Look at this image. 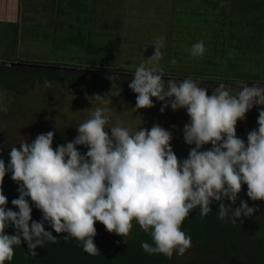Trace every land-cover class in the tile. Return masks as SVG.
Instances as JSON below:
<instances>
[{
    "label": "clouds",
    "instance_id": "1",
    "mask_svg": "<svg viewBox=\"0 0 264 264\" xmlns=\"http://www.w3.org/2000/svg\"><path fill=\"white\" fill-rule=\"evenodd\" d=\"M164 40L161 36L152 44L154 53L147 65L142 62L135 69L128 87L136 94L135 110L154 107L152 98L163 102L161 113L168 107L186 110L189 120L182 138L194 145L187 157H177L170 143L172 133L159 124L135 131L112 125L111 102L96 95L104 106L77 125L71 141L53 148L55 133L48 131L31 143L24 140L19 148L12 146L7 165L0 158V264L12 261L14 248L22 243L27 244L28 255L36 256L37 247L46 241L57 243L62 233L65 241L69 237L79 241L89 255H100L94 243L97 221L123 238L131 234L135 221L151 237V243H141L142 249L171 259L192 246L181 225L193 210L199 208L204 217L217 202L219 219L235 224L256 210L243 199L233 207L243 185L249 199L264 200V108L246 141L236 134L238 121L245 120L254 106H264V85L242 83L232 94L229 86L219 83L209 95L198 80L165 81L159 64ZM205 51L204 42L198 41L190 54L203 56ZM44 86L51 84L45 81ZM0 111L7 112L8 106L0 102ZM77 146L87 151L82 153ZM9 172L18 185L19 195L11 201L18 211L7 207L3 194ZM225 198L230 203H224ZM32 205L41 212L39 221L32 219ZM45 223L57 235L46 230ZM9 225L14 234L6 232Z\"/></svg>",
    "mask_w": 264,
    "mask_h": 264
},
{
    "label": "rangeland",
    "instance_id": "2",
    "mask_svg": "<svg viewBox=\"0 0 264 264\" xmlns=\"http://www.w3.org/2000/svg\"><path fill=\"white\" fill-rule=\"evenodd\" d=\"M94 6L96 13H93V10L88 12ZM227 8H220L214 4L210 8L213 13L205 15L204 7L201 8V1L197 2L196 0H122V2L121 0H66L65 4L61 8L59 7L56 12L55 19L57 18L58 25L47 26L42 24L32 29L23 28L22 31H18V34L16 33L17 37L14 40L12 36H15L17 27L12 30L6 28L5 24H1L0 59L8 58L7 56L11 53H16L19 57L27 60L35 57L48 60L50 57L47 55L51 53L53 58L71 60L72 62L69 64L82 59H94L96 61L106 55L103 47L108 46L109 49L116 50L115 54H111L118 60L113 65L122 64L133 71L138 66L130 65V63L136 64L135 61H139V65L142 62L147 65L146 50H154L152 44L161 37L158 33L162 32L161 35L165 38L162 50L165 51L166 60L164 64L161 59L159 64L164 70L170 69L168 71L172 72L170 74L201 81L200 86L205 87L209 95L215 87L219 86V83L229 86L228 90L235 94L240 90V84L253 82V80H247L246 76H242L260 73V69L264 67V46H261L263 50H260L256 57L260 61L258 70L253 66H248L247 69L241 71L242 73L237 72L239 76H232L230 74L232 70L226 72L229 68H223L225 56L232 57L236 51H239L240 42L237 36L241 35L237 28L235 33L228 30L229 27L235 28L234 25L228 24L230 23L228 20L224 23L220 22L217 12L222 10L224 13H221L224 16L228 15L232 10ZM262 11L264 12V2ZM195 12L201 14L202 21L198 19V13ZM234 14L232 15L235 16ZM246 14L248 17H252L258 15V12L254 13L253 9ZM204 15L205 20H203ZM88 18H90L89 23L93 28L91 30L83 27V23H86ZM106 18L109 19L110 24L104 29ZM181 19H184L185 22L183 23ZM61 22L66 24L75 22L77 28L74 30L73 27L68 28L69 25H67L64 29ZM175 24L177 27L171 29V26L173 28ZM27 29H30V33L27 32ZM217 30L223 34L222 38H224L221 44L222 53L218 54L219 62L208 63L209 71L207 74L195 73L203 57L213 58V56L211 51L206 50L203 56L193 57L190 54L192 45L198 41H203L204 45L209 42L212 43V39L220 36L219 33L217 34ZM213 31L216 32L213 33ZM83 34L84 38H82ZM138 43L140 44L138 45ZM87 44H91L89 47L94 46L91 52L86 50ZM209 47L211 48V45ZM123 54H125L124 57ZM173 59L177 63H171ZM72 67L76 68V66ZM60 69L62 70V68ZM167 74L162 77L165 81L169 79L182 81L185 79L170 77V74ZM259 75L260 77H257V81L253 83L264 85V73ZM114 78L118 81L123 80L121 75H116ZM45 81L48 80L42 79L34 83L25 81L14 88H7L0 84V102L8 106L7 112L0 111V146L12 147L15 145L19 148L21 142L26 140L31 143L38 134L47 129L77 128L79 123L90 118V113L96 107L104 106L101 100H97L96 95L103 96V101L111 102L112 125L120 123L122 126L135 131L139 126L150 129L153 124H159L172 133L173 138L170 143L174 145L180 142L184 143L182 138L183 125L189 120L185 109L173 111L168 107L161 113L159 109L163 102L152 98L154 107L135 110L136 98H125L121 92L119 95H115L120 91L114 88L115 85L108 89H100L98 82L95 81L97 88L93 92L89 94L84 91L78 94L75 88H66L58 79L48 81L51 84L50 87L44 86ZM121 85L123 84L121 83ZM248 86L252 85L248 84ZM260 108H264V106H254L248 111L245 120L238 121L236 131L247 134L257 128ZM173 125L175 127H172ZM189 146L194 147V145ZM242 188L247 189V186L243 185Z\"/></svg>",
    "mask_w": 264,
    "mask_h": 264
},
{
    "label": "trees",
    "instance_id": "3",
    "mask_svg": "<svg viewBox=\"0 0 264 264\" xmlns=\"http://www.w3.org/2000/svg\"><path fill=\"white\" fill-rule=\"evenodd\" d=\"M196 1H201V8L204 7L203 11L205 12V15L213 13L210 8L214 4H217L220 8L228 7V10H232L225 16L221 13L223 12L222 10L221 12H217L221 23L228 20L230 22L228 23L229 25L235 26L233 29L229 27L228 30L235 33L237 28L241 33L240 36H237V39L240 42L239 51H236V53H234L235 55L232 57L225 56L226 58L224 59L223 68H229L226 72L232 70L230 73L232 76H239L238 73H242L241 71L247 69L248 66H253L258 70L260 61L257 60L256 57L260 50H263L261 46H264V12L262 11L264 0ZM253 9L254 13L258 12V15L248 17L246 13ZM190 13L192 12L190 11ZM195 13L197 14L198 12ZM233 13H235L234 15L236 17L232 15ZM205 15L203 16V20L206 19ZM198 16V19L202 21L201 14L198 13ZM181 21H183V23L185 22L184 19H181ZM217 23L219 22L217 21ZM109 24L110 21L106 18L104 29L108 27ZM176 27L177 25L175 24L173 28L171 26V29ZM215 32L216 31H213V33ZM161 33L162 32H159L158 34L162 36ZM218 33L219 31L217 30V34ZM219 35V37L212 39V43L209 42L208 44H205V49L212 52L211 55L213 58L203 57V60L202 62L200 61L199 68H197L195 73L207 74L209 71L207 64L219 62L220 57L218 54L222 53L223 47H221V44L224 39L222 38V33H219ZM256 40L257 42H255ZM139 44L140 43H138V45ZM89 45L91 44H87L86 50L91 52L94 46L92 45L89 47ZM209 45H211V48ZM103 50L104 53L106 52V55L96 61H94V59H82L76 63L69 64V62L72 61L67 59L65 62L63 60H58L56 62L50 61L51 63H49L61 66L67 65L70 67L48 66L39 63L27 66L23 63L12 65L0 64V84L7 88H14L25 81L34 83L42 79L48 81L58 79L60 83L66 86V88H75L78 94H81L84 91L90 94L95 88H97L95 87V81H97L100 89H108L112 85H115L114 88L119 89L125 98H136V94L128 87V84L134 76V74L129 73H133L137 67L131 71L132 69H128L122 64L113 65L118 61L117 58L115 59L111 55L115 54L116 50H111L108 46L103 47ZM161 51L163 54L162 61H164L165 64V51L164 49H161ZM153 53L154 50H146L145 56L150 57ZM124 56L125 54H123V57ZM167 62H169V60H167ZM135 63L137 65L132 63H130V65L139 66V61H135ZM72 66H76L77 68H73ZM234 67L239 68L235 69ZM60 68H62V70ZM169 70L170 69H168V71ZM164 71L165 74L168 73L167 75L172 73L171 71ZM261 73H264V67L260 69V73L251 76L244 75L242 77L246 76L247 80H253L254 82L257 81V77H260L259 74ZM116 75H121L123 80L118 81L115 79L114 76ZM170 76H175V78H185L184 76L176 74H170ZM253 82L251 83L253 84ZM121 83L123 85H121ZM251 83L248 84L252 85ZM48 131H54L55 133L52 145L53 148L57 145L71 141L77 135L76 128L70 127L47 129L42 133ZM236 134L246 141V133L236 131ZM171 146L177 157L181 160L187 157L190 148H192L182 142L176 145L171 143ZM77 147L82 153L87 151L84 146ZM210 147L211 145L204 146V148ZM10 151V146H0V158L5 161L6 165L9 161L8 153ZM2 187L3 194L8 198L7 207L18 211V209L11 204L12 199L17 198L19 193L16 190L18 185L11 179L10 172L5 175ZM246 193L247 189L242 188L233 207H238L240 200L243 199L250 207H254L256 210L252 216L238 218L235 224H233L229 218H226L225 220L219 219V205L217 202L210 205L212 211L204 217L199 215V208L193 210L181 225V230L191 236L192 244L182 256L174 253L172 258L169 259L163 254L150 255L146 253L142 249L141 243H151V237L144 233L135 221H133L131 234L125 238L118 236L115 233H109L106 231L104 225L97 221L95 223L97 235L94 237V243L99 249L100 255H89L83 250L79 241L71 237L65 241L64 236L66 234L62 233L57 236V243L46 241L42 248L37 247L35 249L37 253L36 256L28 255L27 244L22 243L21 246L14 248L13 260L5 261V264H264V200L252 201L248 198ZM29 202L31 204V201ZM224 203L228 204L230 201L225 198ZM32 209V219L39 221L41 219V212L36 209L34 205H32ZM231 215L232 213L230 210L229 217H231ZM44 226L46 230L52 231L53 235H57L55 231L51 229L50 225L45 223ZM6 232L10 235L14 234L13 227L9 225ZM124 240L126 241V244L124 243Z\"/></svg>",
    "mask_w": 264,
    "mask_h": 264
},
{
    "label": "crops",
    "instance_id": "4",
    "mask_svg": "<svg viewBox=\"0 0 264 264\" xmlns=\"http://www.w3.org/2000/svg\"><path fill=\"white\" fill-rule=\"evenodd\" d=\"M66 0H0V26L1 24H5L6 28H11L12 30L17 27V32L15 30V36L17 37L18 31H22L23 28L29 27V28H35L37 26H41L42 24L47 26H54L55 24H59L56 17L57 9L65 4ZM70 1V0H69ZM122 2V1H121ZM84 8H86L84 6ZM95 6L93 9H89L88 12L93 10V13H96ZM123 11V10H121ZM87 13V11H85ZM135 18V17H134ZM90 18H88L86 23H83V27H87L93 29L90 25ZM61 25L65 26L69 25L68 28H77L76 23H69L66 24L65 22H61ZM2 27V26H1ZM80 27L82 28L81 24ZM67 28V29H68ZM27 32L30 33V29H27ZM71 32V31H69ZM76 32H79V30H76ZM82 32V31H81ZM17 33V34H16ZM79 38H81L79 36ZM82 38H84V34L82 35ZM105 42V40H104ZM12 55H14L12 57ZM50 57L48 60H42L41 57H35L34 59H24L22 57H19L16 53L7 56L8 58L0 59H12V60H23V64L31 65L34 63H51L56 62L58 60H63L65 62V59H58L53 58L51 56V53H48L47 57ZM51 61V62H50Z\"/></svg>",
    "mask_w": 264,
    "mask_h": 264
},
{
    "label": "water",
    "instance_id": "5",
    "mask_svg": "<svg viewBox=\"0 0 264 264\" xmlns=\"http://www.w3.org/2000/svg\"><path fill=\"white\" fill-rule=\"evenodd\" d=\"M20 63L19 61L15 60H0V64H6V65H12V64H17ZM42 64V63H39ZM42 65H48V66H57V67H70V66H61V65H56V64H49V63H44ZM77 68V67H76ZM129 74H134V73H129ZM166 75V74H165ZM164 77V76H163ZM171 77V76H170ZM175 78V76H173Z\"/></svg>",
    "mask_w": 264,
    "mask_h": 264
}]
</instances>
